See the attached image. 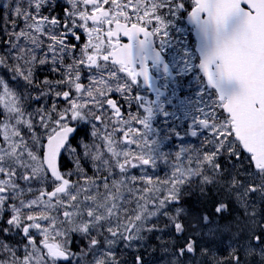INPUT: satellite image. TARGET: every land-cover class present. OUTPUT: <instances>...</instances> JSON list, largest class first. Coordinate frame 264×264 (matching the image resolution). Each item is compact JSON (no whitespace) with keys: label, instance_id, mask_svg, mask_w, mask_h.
<instances>
[{"label":"snow or ice","instance_id":"6c2138e0","mask_svg":"<svg viewBox=\"0 0 264 264\" xmlns=\"http://www.w3.org/2000/svg\"><path fill=\"white\" fill-rule=\"evenodd\" d=\"M0 264H264V0H0Z\"/></svg>","mask_w":264,"mask_h":264}]
</instances>
